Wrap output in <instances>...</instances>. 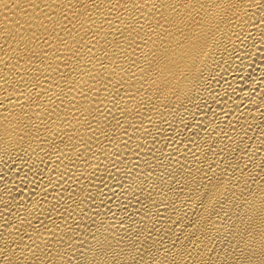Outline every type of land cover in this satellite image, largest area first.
Listing matches in <instances>:
<instances>
[{
    "label": "bare ground",
    "instance_id": "bare-ground-1",
    "mask_svg": "<svg viewBox=\"0 0 264 264\" xmlns=\"http://www.w3.org/2000/svg\"><path fill=\"white\" fill-rule=\"evenodd\" d=\"M0 264H264V0H0Z\"/></svg>",
    "mask_w": 264,
    "mask_h": 264
}]
</instances>
